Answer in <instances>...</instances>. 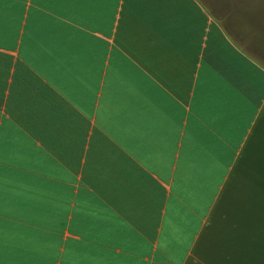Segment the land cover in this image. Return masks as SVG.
Here are the masks:
<instances>
[{
	"label": "crops",
	"instance_id": "0c3cea01",
	"mask_svg": "<svg viewBox=\"0 0 264 264\" xmlns=\"http://www.w3.org/2000/svg\"><path fill=\"white\" fill-rule=\"evenodd\" d=\"M208 2L0 0V264H264V62Z\"/></svg>",
	"mask_w": 264,
	"mask_h": 264
},
{
	"label": "rangeland",
	"instance_id": "374dc122",
	"mask_svg": "<svg viewBox=\"0 0 264 264\" xmlns=\"http://www.w3.org/2000/svg\"><path fill=\"white\" fill-rule=\"evenodd\" d=\"M209 1L208 3L213 1L217 8L222 5V15L225 17L229 15L227 13L233 12L229 25H234L242 32L243 37L251 44L249 50L264 62V0Z\"/></svg>",
	"mask_w": 264,
	"mask_h": 264
},
{
	"label": "trees",
	"instance_id": "16d2710c",
	"mask_svg": "<svg viewBox=\"0 0 264 264\" xmlns=\"http://www.w3.org/2000/svg\"><path fill=\"white\" fill-rule=\"evenodd\" d=\"M261 54H263V53H261Z\"/></svg>",
	"mask_w": 264,
	"mask_h": 264
}]
</instances>
